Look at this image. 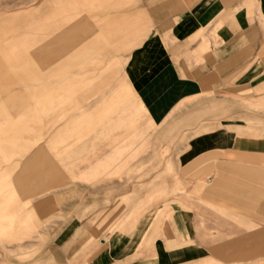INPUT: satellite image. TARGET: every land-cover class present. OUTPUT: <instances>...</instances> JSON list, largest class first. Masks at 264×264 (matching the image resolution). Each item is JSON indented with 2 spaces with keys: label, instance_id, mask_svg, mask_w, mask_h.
<instances>
[{
  "label": "crops",
  "instance_id": "crops-1",
  "mask_svg": "<svg viewBox=\"0 0 264 264\" xmlns=\"http://www.w3.org/2000/svg\"><path fill=\"white\" fill-rule=\"evenodd\" d=\"M95 9L67 16L105 20L83 31L101 34L82 47L59 38L68 32L38 37L19 16L13 30L24 32L9 44L26 45L31 32L42 47L19 57L0 44V166L37 123L55 71L74 92L69 64L128 51L125 90L92 78L85 86L101 141L71 142L64 171L40 150L16 173L14 182L48 174L57 185L35 202L44 238L22 244L24 253L39 250L29 264H264V0H100ZM51 44L64 48L44 47ZM131 105L149 128L115 140L113 113L128 116ZM59 120L47 122L51 131ZM21 164L0 168L2 192Z\"/></svg>",
  "mask_w": 264,
  "mask_h": 264
},
{
  "label": "rangeland",
  "instance_id": "rangeland-1",
  "mask_svg": "<svg viewBox=\"0 0 264 264\" xmlns=\"http://www.w3.org/2000/svg\"><path fill=\"white\" fill-rule=\"evenodd\" d=\"M99 3L100 0H0V35L2 39L0 40V44L5 42L8 52L21 51L19 57H28V52L31 53L35 49L37 50L42 47L41 41L33 38L31 32L27 33L28 43L26 45L19 44L18 46H13L9 44V37L23 34L24 32L23 29L13 30V27L18 25V22L14 21V18L19 16L21 23L34 27L32 32L36 33L38 37L41 36L48 40L54 38L57 33L68 32L66 36H60L59 38L74 37L76 47H82L85 42L95 40L101 34L83 31L102 28L105 20L103 17L83 16L82 18H72L67 16H81L83 14L95 13L97 12L95 8L99 6ZM51 25H59L60 27L58 29L56 27L48 28ZM74 31H81L83 33H71ZM44 47L47 49L64 48L62 45L55 44L45 45ZM71 53H73V50L63 52L60 60L67 61ZM127 54V50H122L115 55L105 56L101 59L100 63L88 60L86 56L81 61L69 64L66 69L69 70L67 76L70 82L73 83V86L78 87L74 92L62 89L63 86L60 82L62 77L59 71H55V74L52 76V83L46 84L48 89L47 100L46 102H41L44 107H40L36 113L35 119H38L37 123L27 135L25 134L27 138L23 139L21 144L11 146L8 152L10 159L2 161L0 166L3 170L15 160L22 162L11 175H4L3 179L9 182L4 188V192L0 189V213H2V205H4V212L8 222L5 228H3L4 226H0V264H29V260L38 255L39 250L37 247H31L30 250H26L24 253L21 246L25 242H37L41 238H44V235L39 236L38 229L36 228L35 202L42 197L50 195L52 191L57 189L56 184L55 186L51 184V177L48 174L43 176V178L36 179V181L27 180L22 182L21 179L19 182H14L17 171L23 169V162L27 160L28 156L38 154L40 150L54 172L56 167H61L60 170L64 171L66 170L64 163L67 158L70 160L73 153L72 150L74 149L71 147V142L101 141L102 131L94 129V122L96 121V117L92 112L94 97L82 98V96L87 94L85 86L87 82H90V78L98 85H104L103 89H112L114 91L117 88H122L125 90L126 87L122 78V66ZM57 64V61L53 62L47 70L55 69L54 67ZM116 68H118L117 73L111 75L112 71L116 70ZM25 82V80H20L14 87H24ZM77 100L80 101V104ZM61 113L64 114L58 115ZM126 115V112L116 111L113 113L115 140L134 139L135 136L143 133L144 128H149L146 116L135 105H131L129 117ZM53 117L54 119H60L56 123L57 126H54V132L51 131L53 125L47 124ZM97 117L101 121L102 117L99 114ZM105 131L110 130L103 129V132ZM96 132H98L99 137H97ZM120 146L125 145L120 144ZM115 147H118V145ZM127 152L128 149L121 147L120 154L122 156ZM10 154L12 155L10 156ZM5 157V151L0 150V160H3ZM121 178L123 179L124 177ZM11 217L16 222H12ZM30 264L38 263L31 261Z\"/></svg>",
  "mask_w": 264,
  "mask_h": 264
}]
</instances>
